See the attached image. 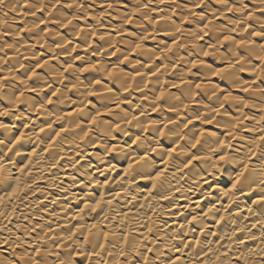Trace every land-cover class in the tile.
Returning <instances> with one entry per match:
<instances>
[{
  "label": "bare ground",
  "instance_id": "bare-ground-1",
  "mask_svg": "<svg viewBox=\"0 0 264 264\" xmlns=\"http://www.w3.org/2000/svg\"><path fill=\"white\" fill-rule=\"evenodd\" d=\"M0 264H264V0L0 4Z\"/></svg>",
  "mask_w": 264,
  "mask_h": 264
},
{
  "label": "snow or ice",
  "instance_id": "snow-or-ice-1",
  "mask_svg": "<svg viewBox=\"0 0 264 264\" xmlns=\"http://www.w3.org/2000/svg\"><path fill=\"white\" fill-rule=\"evenodd\" d=\"M5 0H0V4H4Z\"/></svg>",
  "mask_w": 264,
  "mask_h": 264
}]
</instances>
